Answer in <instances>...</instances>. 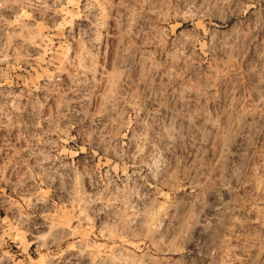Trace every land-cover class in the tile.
<instances>
[{
  "label": "rangeland",
  "instance_id": "374dc122",
  "mask_svg": "<svg viewBox=\"0 0 264 264\" xmlns=\"http://www.w3.org/2000/svg\"><path fill=\"white\" fill-rule=\"evenodd\" d=\"M0 264H264V0H0Z\"/></svg>",
  "mask_w": 264,
  "mask_h": 264
},
{
  "label": "bare ground",
  "instance_id": "6f19581e",
  "mask_svg": "<svg viewBox=\"0 0 264 264\" xmlns=\"http://www.w3.org/2000/svg\"><path fill=\"white\" fill-rule=\"evenodd\" d=\"M154 249H155V248H154ZM155 250H156V253L158 254V251H157L158 249H155ZM152 251H153V250H152ZM153 252H154V251H153ZM160 252H161V251H160ZM160 252H159V253H160ZM157 256H158V255H157Z\"/></svg>",
  "mask_w": 264,
  "mask_h": 264
}]
</instances>
